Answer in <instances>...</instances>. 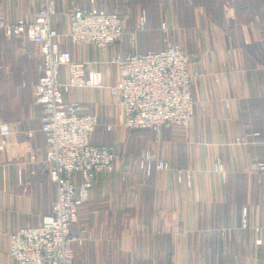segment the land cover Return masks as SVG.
Wrapping results in <instances>:
<instances>
[{
	"label": "crops",
	"instance_id": "1",
	"mask_svg": "<svg viewBox=\"0 0 264 264\" xmlns=\"http://www.w3.org/2000/svg\"><path fill=\"white\" fill-rule=\"evenodd\" d=\"M54 1L52 26L59 32L68 29L76 7L94 5L123 17L122 37L106 49L59 44L86 71H99L108 86L118 79L113 57L157 51L166 40L192 55L197 72L186 128H127L109 88L63 91L66 103L97 116L92 142L117 153L116 169L98 173L70 225L74 261L264 264V169L252 167L264 163V0ZM40 4L0 0V20L30 22ZM39 54L36 43L0 27V123L11 129L5 144L0 135V264H13L11 235L39 225L56 197L44 162L43 109L33 96ZM60 79H68L65 67ZM144 147L168 168L149 175L140 169ZM216 159L222 171L215 170Z\"/></svg>",
	"mask_w": 264,
	"mask_h": 264
},
{
	"label": "built area",
	"instance_id": "2",
	"mask_svg": "<svg viewBox=\"0 0 264 264\" xmlns=\"http://www.w3.org/2000/svg\"><path fill=\"white\" fill-rule=\"evenodd\" d=\"M40 2L32 21L0 20V27L8 34L24 35L40 48L39 76L33 96L43 109L44 162L55 184L56 197L51 212L43 216L39 225L11 235L9 253L13 264H78L74 261L70 225L79 208L88 201L98 173L112 171L117 153L113 146L92 142L97 116L82 113L77 102L66 103L63 91L71 87L109 88L122 106V125L127 128L150 127L156 131L163 126L186 128L193 116L191 83L197 72L190 65L192 55L178 43L166 40L157 51L113 57L111 62L117 67L118 79L108 86L99 71H86L84 64L74 61L70 51L60 49L59 44L67 38L72 44H94L106 49L122 37L123 17L94 5L89 9L76 7L69 11V26L62 33L52 26L55 1ZM144 27L141 18L139 28ZM61 67L67 69L65 82L60 79ZM10 133L9 125L0 123L1 144L6 143ZM154 159L150 149H142L138 156L140 168L147 174L154 168H168L166 161ZM252 167L264 169V163L254 162ZM214 168L222 171L219 159Z\"/></svg>",
	"mask_w": 264,
	"mask_h": 264
},
{
	"label": "rangeland",
	"instance_id": "3",
	"mask_svg": "<svg viewBox=\"0 0 264 264\" xmlns=\"http://www.w3.org/2000/svg\"><path fill=\"white\" fill-rule=\"evenodd\" d=\"M125 31V30H124ZM62 33H64V32H62ZM63 40H68L67 38H64ZM35 99V98H34ZM39 103V102H38ZM125 127V126H124ZM92 135V134H91ZM149 149V147H144V148H142V149ZM141 152V151H140ZM139 154L140 153H138V155H137V159H138V156H139ZM117 159V158H116ZM260 162V161H259ZM119 163H120V161H119ZM254 163V162H253ZM263 163V162H262ZM115 164H116V160H115V162H114V165H113V169H112V171H114L115 169H116V167H115ZM138 166H139V163H138ZM140 167V166H139ZM127 169V168H126ZM140 169H142V168H140ZM130 170H132V169H130ZM143 170V169H142ZM124 171V170H123ZM125 172V171H124ZM147 174V173H146ZM147 175H149V174H147ZM123 177L125 178V175H124V173H123ZM50 179V178H49ZM190 258H192V262H194V257H190Z\"/></svg>",
	"mask_w": 264,
	"mask_h": 264
}]
</instances>
